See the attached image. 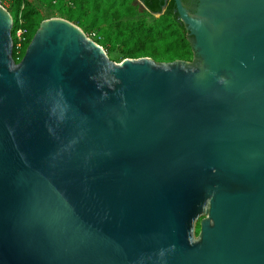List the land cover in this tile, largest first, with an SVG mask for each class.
Instances as JSON below:
<instances>
[{"label":"water","instance_id":"1","mask_svg":"<svg viewBox=\"0 0 264 264\" xmlns=\"http://www.w3.org/2000/svg\"><path fill=\"white\" fill-rule=\"evenodd\" d=\"M171 1L192 63L60 18L15 63L0 7V264H264V0Z\"/></svg>","mask_w":264,"mask_h":264},{"label":"trees","instance_id":"2","mask_svg":"<svg viewBox=\"0 0 264 264\" xmlns=\"http://www.w3.org/2000/svg\"><path fill=\"white\" fill-rule=\"evenodd\" d=\"M53 3L59 10L60 17L75 23L76 11L89 21L78 23L83 33L90 37L94 32V41L106 53L118 51L122 58H150L155 63L170 64L173 62L189 63L193 60V52L189 43L188 32L179 21L175 5L171 0H38ZM152 16L150 22L138 19V5ZM21 19L25 30L26 42L20 58L30 43L33 35L44 20L41 10L33 0L16 1L11 4L10 15L13 27L20 5ZM17 55L12 49V58ZM18 63V62H16ZM198 232V231H197Z\"/></svg>","mask_w":264,"mask_h":264},{"label":"rangeland","instance_id":"3","mask_svg":"<svg viewBox=\"0 0 264 264\" xmlns=\"http://www.w3.org/2000/svg\"><path fill=\"white\" fill-rule=\"evenodd\" d=\"M34 4L41 10L44 20H50V19H55V18H60V19H64L66 21H68L65 17H60L59 14V10L57 8H55L53 3H47L46 1H38V0H33ZM138 19H145L146 21L150 22L153 18L150 14H148V12L144 11L143 6L139 3L138 5ZM74 14H76V22L72 23L76 26H78V23H85L86 26H89V21L85 20L82 16L81 13L79 11H76ZM43 20V21H44ZM78 22V23H77ZM80 28V27H79ZM96 32H94V34H92L90 37H88L91 41H93L94 43H96L94 41V39H96ZM98 36V34H97ZM97 44V43H96ZM98 45V44H97ZM100 46V45H98ZM102 48V47H101ZM103 49V48H102ZM104 50V49H103ZM105 51V50H104ZM106 53V52H105ZM107 57L114 63H120L121 62V54L118 51H113L111 53H106ZM193 60L189 63H192ZM156 64H164V63H156ZM207 218V214L203 213L201 215H199V217L197 218L196 222H195V227H194V237L197 239L199 231H200V222ZM198 231V232H197Z\"/></svg>","mask_w":264,"mask_h":264},{"label":"built area","instance_id":"4","mask_svg":"<svg viewBox=\"0 0 264 264\" xmlns=\"http://www.w3.org/2000/svg\"><path fill=\"white\" fill-rule=\"evenodd\" d=\"M16 1H22V0H0V7L3 8L10 15L9 10H10L11 4ZM22 9H23V4H21L19 7L18 15L16 18V26L14 27V29H12V33H11L12 45H13L12 48H15V52L17 55L14 61L15 63L21 60L22 57L20 58L19 56L26 42L25 30L23 28V23L21 19Z\"/></svg>","mask_w":264,"mask_h":264},{"label":"flooded vegetation","instance_id":"5","mask_svg":"<svg viewBox=\"0 0 264 264\" xmlns=\"http://www.w3.org/2000/svg\"><path fill=\"white\" fill-rule=\"evenodd\" d=\"M182 2L188 10L193 11L196 9L198 0H182Z\"/></svg>","mask_w":264,"mask_h":264}]
</instances>
